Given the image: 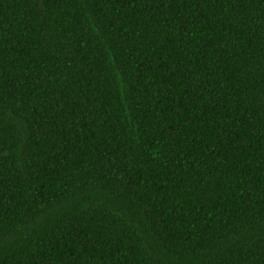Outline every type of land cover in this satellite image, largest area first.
Returning <instances> with one entry per match:
<instances>
[{
    "label": "trees",
    "instance_id": "obj_1",
    "mask_svg": "<svg viewBox=\"0 0 264 264\" xmlns=\"http://www.w3.org/2000/svg\"><path fill=\"white\" fill-rule=\"evenodd\" d=\"M0 264H264V0H0Z\"/></svg>",
    "mask_w": 264,
    "mask_h": 264
}]
</instances>
